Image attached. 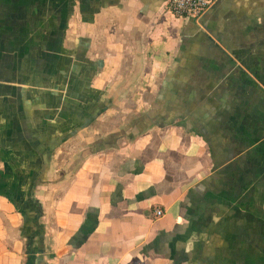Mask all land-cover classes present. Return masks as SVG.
Wrapping results in <instances>:
<instances>
[{"label": "crops", "instance_id": "1", "mask_svg": "<svg viewBox=\"0 0 264 264\" xmlns=\"http://www.w3.org/2000/svg\"><path fill=\"white\" fill-rule=\"evenodd\" d=\"M165 2L0 0V264H264V0Z\"/></svg>", "mask_w": 264, "mask_h": 264}, {"label": "built area", "instance_id": "2", "mask_svg": "<svg viewBox=\"0 0 264 264\" xmlns=\"http://www.w3.org/2000/svg\"><path fill=\"white\" fill-rule=\"evenodd\" d=\"M216 0H166L165 9L178 16L201 17L215 3ZM158 215L163 213L162 208H157Z\"/></svg>", "mask_w": 264, "mask_h": 264}, {"label": "rangeland", "instance_id": "3", "mask_svg": "<svg viewBox=\"0 0 264 264\" xmlns=\"http://www.w3.org/2000/svg\"><path fill=\"white\" fill-rule=\"evenodd\" d=\"M74 113H75V116L76 117H79V115H78V112H77V110L76 109H74V111H73ZM76 119H79V118H76ZM62 155H64V152H61V156ZM59 161H62V167H61V164L59 163V169H61V168H63L64 166H65V162H64V159H59ZM16 238H18L17 236H16ZM13 241H14V239H13ZM20 254V261H19V264H25L26 263V259H27V253H26V246H24V248H23V250L19 253Z\"/></svg>", "mask_w": 264, "mask_h": 264}, {"label": "trees", "instance_id": "4", "mask_svg": "<svg viewBox=\"0 0 264 264\" xmlns=\"http://www.w3.org/2000/svg\"><path fill=\"white\" fill-rule=\"evenodd\" d=\"M36 211H37V217L40 215V205L38 204V202H36ZM28 252V259H27V264H36V262L38 260H40L39 257H37L30 249V247H28L27 249Z\"/></svg>", "mask_w": 264, "mask_h": 264}]
</instances>
